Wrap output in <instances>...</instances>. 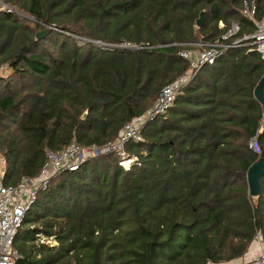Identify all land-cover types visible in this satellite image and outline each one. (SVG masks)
<instances>
[{
	"label": "trees",
	"instance_id": "trees-1",
	"mask_svg": "<svg viewBox=\"0 0 264 264\" xmlns=\"http://www.w3.org/2000/svg\"><path fill=\"white\" fill-rule=\"evenodd\" d=\"M1 1L35 21L0 9V64L10 69L0 77L5 184L36 176L47 150L114 140L186 72L182 43L213 40L232 21L240 35L254 28L244 0ZM247 1L261 18L264 0ZM45 25L56 29L37 40ZM121 40L153 47L111 46ZM262 77L257 52L229 48L126 144L127 168L110 152L51 177L17 230V264H203L242 257L258 233L264 246V173L256 197L246 177L258 158L250 138L264 149L253 94Z\"/></svg>",
	"mask_w": 264,
	"mask_h": 264
},
{
	"label": "built area",
	"instance_id": "built-area-1",
	"mask_svg": "<svg viewBox=\"0 0 264 264\" xmlns=\"http://www.w3.org/2000/svg\"><path fill=\"white\" fill-rule=\"evenodd\" d=\"M0 9L16 11L14 7L1 0ZM240 13L253 23V30L240 35V25L232 21L225 31L213 40L198 38L182 43L184 47L179 51V56L187 62L186 72L175 81L163 85L153 105L142 115L125 123L114 140L102 145H84L72 141L59 151L47 150L39 173L36 176H22L15 184L4 182L5 160L0 153V264H17L20 258V253L14 246L17 230L26 210L35 201L37 193L46 189L51 177L63 171H75L86 159L110 152L119 158L118 162L121 166L127 168L132 159L126 152V144L142 139L141 130L145 122L166 112L180 92L182 85L195 70L203 65L214 63L224 51L238 46L257 52L264 61V15L257 18L254 1L247 0L242 2ZM219 27L223 28L224 24L219 22ZM111 46L126 49H151L153 47L148 43H134L125 40ZM6 70V65L1 63L0 77L6 73ZM248 147L258 156L262 152L255 136L250 138ZM253 243H257L258 248L253 254L252 251L250 252V259L243 258L248 251L242 257L232 261L216 262L208 259L203 264H264V246L259 233Z\"/></svg>",
	"mask_w": 264,
	"mask_h": 264
},
{
	"label": "water",
	"instance_id": "water-1",
	"mask_svg": "<svg viewBox=\"0 0 264 264\" xmlns=\"http://www.w3.org/2000/svg\"><path fill=\"white\" fill-rule=\"evenodd\" d=\"M204 15L203 12H200L199 17L196 20V26L200 27L203 24ZM56 29L53 25H45V28L38 31L36 33L35 38L37 40L43 38L50 30ZM264 77H262L259 82L256 84L253 90V94L257 101L262 106L263 111V121H264ZM86 112L83 113V117L86 116ZM264 173V149L258 156V158L251 163L247 170V185H248V193L250 196L256 197L259 194V179Z\"/></svg>",
	"mask_w": 264,
	"mask_h": 264
},
{
	"label": "rangeland",
	"instance_id": "rangeland-1",
	"mask_svg": "<svg viewBox=\"0 0 264 264\" xmlns=\"http://www.w3.org/2000/svg\"><path fill=\"white\" fill-rule=\"evenodd\" d=\"M16 11H17V14L22 18V19H25V20H28V21H30V22H35L34 20H33V18H32V16L31 15H29L28 13H26V12H24V11H22V10H18V9H16ZM84 37V36H83ZM82 36H80L79 38H77V42L78 43H80V44H82L83 42H84V40H85V38H83ZM86 41V40H85ZM5 65H7V64H5ZM7 67V66H6ZM10 74V69H9V67H7V70H6V73H4L3 74V76L2 77H6V76H8ZM156 99V98H155ZM154 102H155V100H154ZM41 241H46V242H49L51 245H54L55 244V241H54V239L53 238H49L48 240H45V238H41ZM255 245V246H254ZM251 246H253L250 250L251 251H254L255 250V252L257 251V248H258V245H257V243H252V245ZM249 251V250H248ZM250 252V251H249ZM252 254H253V252H251ZM251 253L250 254H246L243 258H245V259H250L251 258ZM242 259V258H241Z\"/></svg>",
	"mask_w": 264,
	"mask_h": 264
},
{
	"label": "crops",
	"instance_id": "crops-1",
	"mask_svg": "<svg viewBox=\"0 0 264 264\" xmlns=\"http://www.w3.org/2000/svg\"><path fill=\"white\" fill-rule=\"evenodd\" d=\"M254 246H255V245H254ZM252 247H253V246H250V247H249V251H250V252H251V250H250V249H251ZM250 252H248L247 254H250ZM252 252L254 253V252H255V250H254V251H252Z\"/></svg>",
	"mask_w": 264,
	"mask_h": 264
}]
</instances>
